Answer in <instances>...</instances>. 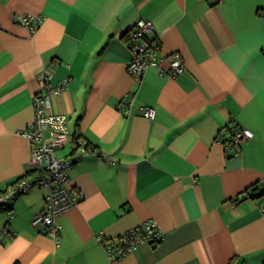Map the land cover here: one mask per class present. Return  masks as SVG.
<instances>
[{"label": "crops", "instance_id": "0c3cea01", "mask_svg": "<svg viewBox=\"0 0 264 264\" xmlns=\"http://www.w3.org/2000/svg\"><path fill=\"white\" fill-rule=\"evenodd\" d=\"M139 18L153 20L165 68L182 53L178 76L130 73ZM44 70L68 78L52 107L68 116L59 155L84 197L59 218V242L33 223L47 186L20 195L14 217L0 210V264H264V0H0V190L41 170L24 131ZM230 121L254 132L240 154L218 139ZM147 220L164 239L114 262L99 234Z\"/></svg>", "mask_w": 264, "mask_h": 264}, {"label": "built area", "instance_id": "2783aa9c", "mask_svg": "<svg viewBox=\"0 0 264 264\" xmlns=\"http://www.w3.org/2000/svg\"><path fill=\"white\" fill-rule=\"evenodd\" d=\"M222 1L214 0V2ZM18 21L35 30L43 22V18L39 15H25L18 17ZM127 43L132 55L127 68L135 77H140L146 70L153 67L160 68L163 74L176 77L186 68L182 53L179 51L170 55L169 67H164L168 56L162 51V41L156 33L153 20L139 18L127 32ZM52 76L53 73L50 70H44L40 75V80L45 87L34 96L35 119L24 131V135L31 140L33 147V163L41 170L35 175L23 176L9 184L7 189L0 190V210L10 218L14 217L13 202L20 195L33 187L47 186L49 192L45 196L46 207L35 215L33 223L40 227L42 233L52 234L59 242L62 227L59 218L72 206L78 204L84 195L77 194V188L71 183L69 168L73 160L59 155V150L64 147L70 137L68 116L52 107L53 95H58L66 89L69 84L68 78L58 84H52ZM132 100L133 96L129 94L126 100L119 103V106L125 112H129V106L125 105ZM156 113L157 109L152 106L142 105L140 109L141 115L152 120L156 118ZM218 139L231 154H240L244 141L254 139V132L248 127L242 128L230 121L220 130ZM164 237V231L158 222L147 220L122 233L118 238H108L104 233H100L98 239L105 246L109 257L117 262L141 243L149 242L158 245Z\"/></svg>", "mask_w": 264, "mask_h": 264}, {"label": "trees", "instance_id": "16d2710c", "mask_svg": "<svg viewBox=\"0 0 264 264\" xmlns=\"http://www.w3.org/2000/svg\"><path fill=\"white\" fill-rule=\"evenodd\" d=\"M31 171H33V170H31ZM31 171H30V172H31ZM31 173H32V172H31ZM23 176H24V175H23ZM23 176H21V177H23ZM21 177H19V178H21ZM259 189H261V186H260V185H256V186H254V190H253L254 193L249 192L250 195H252L253 197H257L258 194H256V191H258ZM248 191H249V189H248ZM262 194H264V191H262L260 195H262Z\"/></svg>", "mask_w": 264, "mask_h": 264}]
</instances>
